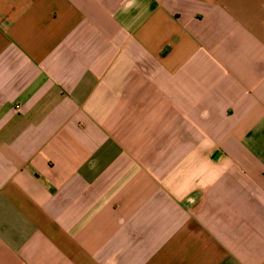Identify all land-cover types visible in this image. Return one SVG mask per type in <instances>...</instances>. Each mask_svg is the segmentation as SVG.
Instances as JSON below:
<instances>
[{"label": "crops", "instance_id": "0c3cea01", "mask_svg": "<svg viewBox=\"0 0 264 264\" xmlns=\"http://www.w3.org/2000/svg\"><path fill=\"white\" fill-rule=\"evenodd\" d=\"M0 264H264V0H0Z\"/></svg>", "mask_w": 264, "mask_h": 264}]
</instances>
